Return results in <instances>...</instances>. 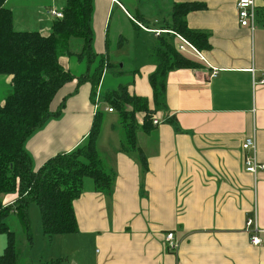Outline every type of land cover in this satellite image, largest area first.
<instances>
[{
  "label": "crops",
  "instance_id": "obj_1",
  "mask_svg": "<svg viewBox=\"0 0 264 264\" xmlns=\"http://www.w3.org/2000/svg\"><path fill=\"white\" fill-rule=\"evenodd\" d=\"M239 1L91 0V47L96 55H110V39L122 51L121 26L149 35L147 30L170 22L174 5L184 3L205 6L185 21L188 29L207 36L208 47L200 51L201 58L181 53L191 66L167 72L154 114L163 123L153 125L149 134L138 129L143 140L138 144L137 134L134 151L124 153L120 144L115 149L97 145L106 173H114L110 191L97 192L91 180L83 182L82 194L73 203L77 233L53 237L55 250L44 263L264 264V171L247 173L241 148L245 139L254 137L257 160L264 164V86L258 84L264 79V0H253V30L239 25ZM63 5V0L6 2L15 31L42 35L49 34L56 19L49 12H61ZM172 41L179 44L176 37ZM69 59H61L64 70ZM212 70L218 74L211 79ZM137 71L133 86L126 88L153 110L149 77L156 72L155 60ZM75 88V81L67 84L61 97ZM10 91V78L0 76V104ZM94 114L91 87L84 83L67 98L58 118L24 142L32 169L79 147ZM137 122L141 125L140 117ZM16 200L17 193L0 196L3 206ZM248 219L254 220L256 233L247 228ZM169 232L175 252L165 243ZM250 235L261 244L251 245Z\"/></svg>",
  "mask_w": 264,
  "mask_h": 264
},
{
  "label": "trees",
  "instance_id": "obj_2",
  "mask_svg": "<svg viewBox=\"0 0 264 264\" xmlns=\"http://www.w3.org/2000/svg\"><path fill=\"white\" fill-rule=\"evenodd\" d=\"M6 2L0 0V76L10 78L11 91L0 104V196L17 193V200L8 206L0 201V234L7 239L0 264H17L15 233L6 223L10 216L16 217L31 243L28 208L35 204L43 236L50 241L55 236L77 233L73 203L82 194L86 179L94 183L97 192L110 191L113 177L103 168L96 144L103 121L100 111L94 114L82 146L49 159L35 171L23 145L48 120L62 114L67 98L74 95L78 86L90 84L94 105L95 91L100 87L105 69L111 65L109 58L103 56L92 76L76 77L58 61L61 56H67L80 62L91 55V0H63L62 18L54 20L47 35L15 31L13 14ZM204 9L201 3L174 5L170 22L162 30L184 37L201 53L208 47L207 36L188 29L185 19L188 14ZM155 37L156 72L149 77L154 109H149L147 100L129 93L126 87H119L104 98L121 120L124 137L120 146L124 153L135 150L138 129L149 134L154 128L152 120L164 93L167 72L191 66L170 43L174 35L165 33ZM71 39L83 42L79 53L69 50ZM73 81L76 82L74 92L61 97L65 86ZM137 117L141 118V125ZM139 161L146 168L140 154ZM44 264H60V261Z\"/></svg>",
  "mask_w": 264,
  "mask_h": 264
},
{
  "label": "rangeland",
  "instance_id": "obj_3",
  "mask_svg": "<svg viewBox=\"0 0 264 264\" xmlns=\"http://www.w3.org/2000/svg\"><path fill=\"white\" fill-rule=\"evenodd\" d=\"M159 18H161V16H159ZM111 28H114L113 22ZM121 29L125 37V41L123 42L124 47L122 51L114 49L115 41L110 39V55L108 58L111 67L105 69L99 87L100 102L102 103L99 111L103 113V121L100 135L97 140L98 147L117 148L124 137V130L118 113L114 111V114H108L104 111V109L109 107V104L104 101V98L109 92L118 90L119 87L131 88L133 86V76H139L137 70H140L141 67H144L147 64H154V49L157 45L156 37L151 34L148 35L130 30L128 26H121ZM173 41V45L176 46ZM82 45L83 42L81 40L71 39L69 50L73 53H79L82 50ZM95 55V51H93V48L91 47V55H88V57L85 56L83 61L78 62L76 59L70 58L65 64L66 71H69L76 77L86 74L92 76L103 57L100 55H96L95 57ZM62 57L67 56H61L59 58L58 61L60 64H62ZM86 84L90 86L89 83ZM137 134L138 144H140L143 140L142 133L139 131ZM84 141L85 139L82 140V143L79 146H82L83 143H85ZM108 174L113 175L114 173L110 172ZM28 218L32 237L31 243L28 242L26 236L21 230L16 217L10 216L6 222L9 229L15 233V244L19 253L17 264H43L49 253L51 255L54 252L55 240L53 242H48L43 236L40 213L35 204L29 206ZM6 243V236L0 234V255L6 247Z\"/></svg>",
  "mask_w": 264,
  "mask_h": 264
},
{
  "label": "built area",
  "instance_id": "obj_4",
  "mask_svg": "<svg viewBox=\"0 0 264 264\" xmlns=\"http://www.w3.org/2000/svg\"><path fill=\"white\" fill-rule=\"evenodd\" d=\"M237 14H238V22L241 27H248L249 29L253 30L254 23H255V6H254V1L253 0H240L237 5ZM51 16L55 17L56 19H61L62 14L60 12L56 11H50L49 12ZM144 29L143 27H141ZM150 33H153L155 36H159L161 34H172L178 39L179 44L176 46V50L180 53H187V51H190L194 55L198 56L201 58V53L184 37L175 34L171 31H166L162 29L158 30H147ZM218 74V71L212 70V73L210 75V78H215ZM260 85L264 86V79L259 81ZM102 103L100 102V88H97L95 91V96H94V111L95 114L99 111L100 106ZM105 112L107 113H112L114 112L111 108L107 107L104 109ZM163 123L162 121H159L157 119L152 120V124L154 126H157L159 124ZM242 150L244 152V157H243V164H244V169L247 173L255 176L258 172L264 171V164L258 162L257 160V148L255 144V139L254 137L247 138L242 144ZM247 228L250 229L251 233H256V225L254 223L253 219H248L246 222ZM250 243L253 246H259L261 244V241L258 237L255 235H250ZM165 243L167 246V249L169 251H176L177 250V244L174 243V236L173 233L169 232L165 235Z\"/></svg>",
  "mask_w": 264,
  "mask_h": 264
}]
</instances>
